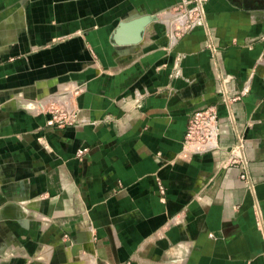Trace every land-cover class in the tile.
I'll use <instances>...</instances> for the list:
<instances>
[{
  "label": "crops",
  "instance_id": "1",
  "mask_svg": "<svg viewBox=\"0 0 264 264\" xmlns=\"http://www.w3.org/2000/svg\"><path fill=\"white\" fill-rule=\"evenodd\" d=\"M51 1L0 0V264H264V2L202 0L204 22L178 38L169 12L197 0ZM57 14L90 23L45 27ZM145 15L140 43L113 42ZM51 102L77 121L52 122ZM211 105L215 145L183 151Z\"/></svg>",
  "mask_w": 264,
  "mask_h": 264
},
{
  "label": "built area",
  "instance_id": "2",
  "mask_svg": "<svg viewBox=\"0 0 264 264\" xmlns=\"http://www.w3.org/2000/svg\"><path fill=\"white\" fill-rule=\"evenodd\" d=\"M190 3H182L172 9L169 13V27H175L174 33L178 38H182L185 34L193 31L197 26L204 22V10L202 0H197L195 6H190ZM175 36V37H176ZM229 99L225 96V100ZM51 115V121L58 124L60 127L74 124L77 119L76 115L72 114L65 107L58 106L55 102H51L48 108ZM218 119L217 106L211 105L203 109L193 112L188 120L187 130L183 141V151H206L208 148L215 145L218 134ZM241 144L236 146L239 149ZM88 149L83 148L78 150L77 157L83 159ZM233 163L239 161L234 160ZM240 178L244 182L252 185L250 176L246 167L239 164ZM160 192L165 193L163 185H159Z\"/></svg>",
  "mask_w": 264,
  "mask_h": 264
},
{
  "label": "rangeland",
  "instance_id": "3",
  "mask_svg": "<svg viewBox=\"0 0 264 264\" xmlns=\"http://www.w3.org/2000/svg\"><path fill=\"white\" fill-rule=\"evenodd\" d=\"M28 2H30V1H28ZM43 2H44V7L46 9L50 10L51 6L49 5V3H52V1L51 0H43ZM76 2H77V4L80 5V9L78 8V6H75L76 12H78L79 10H82L84 8V3H83V0H78ZM111 2L114 3L115 0H111ZM38 3H39V1H38ZM67 4H68V0H63V3L60 0L58 5L56 6V8L52 6V10L55 11L56 13L62 12V11H65V12L69 11ZM108 5L109 6H114L112 4H108ZM24 6H26V4ZM55 16H56L57 20L54 19L53 21H51V24H52L51 26L49 25V26H45V27L51 28V27H55V26L60 24L61 28L65 29V30L64 29L61 30V32H66L67 31L66 29L69 28V23L70 22H72L71 23L72 27H74L75 25L76 26H84V24L90 23L89 17L88 16H84V15L76 14V15H69V17H68V16H62V15H58L57 14ZM8 17H5V18L3 17V18L7 19ZM42 17H50V16L40 15V16H26L25 17L26 24H27V30H24L22 33L19 34V37L21 35V37L19 38L20 41H22L24 44H27L31 40L34 39L33 37H35L37 35L41 36L42 31H33L31 29L37 27L38 22L40 21V19ZM111 17L112 16H108L107 18L110 19ZM94 18L96 19V17H94ZM60 19L61 20H66L67 19V24H66V21H65V24L61 23ZM68 20H69V22H68ZM85 34H86V32L82 31V30H77V31H74V32H72L70 34H67V35L61 34L62 36L55 37L54 39H51L49 41V43H47L48 40H44V42L40 43V45H36L37 47H34V50H32V49H28V50H30L29 52H31V54H36V53H38V52H40V51H42L44 49H47L48 47H51L53 45H59L61 43L72 42V41H76V40H79V39H81L83 41V39L85 38ZM23 54H25V53L23 52ZM23 54L20 55V56L18 54L17 57H14L13 58V59H15L14 61H18V59H20L21 56H23ZM67 55H69V56H67ZM71 57L74 58L73 60H74V62L76 64V65L75 64H72V65L78 66L80 60H82V59H80V54L77 53L76 56H75V55H73L72 52L65 53L66 61H69V60L71 61Z\"/></svg>",
  "mask_w": 264,
  "mask_h": 264
},
{
  "label": "water",
  "instance_id": "4",
  "mask_svg": "<svg viewBox=\"0 0 264 264\" xmlns=\"http://www.w3.org/2000/svg\"><path fill=\"white\" fill-rule=\"evenodd\" d=\"M243 1V0H240ZM247 3L264 0H245ZM155 16L145 15L139 18L121 21L115 29L112 39L117 45H137L141 42L145 28L153 21Z\"/></svg>",
  "mask_w": 264,
  "mask_h": 264
},
{
  "label": "flooded vegetation",
  "instance_id": "5",
  "mask_svg": "<svg viewBox=\"0 0 264 264\" xmlns=\"http://www.w3.org/2000/svg\"><path fill=\"white\" fill-rule=\"evenodd\" d=\"M262 2H264V1H262Z\"/></svg>",
  "mask_w": 264,
  "mask_h": 264
}]
</instances>
